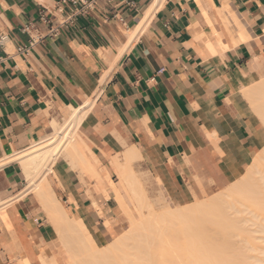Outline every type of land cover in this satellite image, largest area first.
Here are the masks:
<instances>
[{
	"label": "crops",
	"instance_id": "crops-1",
	"mask_svg": "<svg viewBox=\"0 0 264 264\" xmlns=\"http://www.w3.org/2000/svg\"><path fill=\"white\" fill-rule=\"evenodd\" d=\"M225 5L244 31L226 22ZM27 24L39 40L20 53ZM0 35V264H42L58 239L38 199L20 197L13 156L46 134L52 115L97 93L81 126L87 146L106 166L135 147V163L177 206L227 188L264 148L244 91L264 78V0H0ZM55 171L66 211L97 245L112 241L115 200L95 203L64 158Z\"/></svg>",
	"mask_w": 264,
	"mask_h": 264
},
{
	"label": "bare ground",
	"instance_id": "bare-ground-1",
	"mask_svg": "<svg viewBox=\"0 0 264 264\" xmlns=\"http://www.w3.org/2000/svg\"><path fill=\"white\" fill-rule=\"evenodd\" d=\"M151 10L148 12L146 19L142 22L139 29L147 20ZM221 12L229 25H233L238 31H244V24H242L237 14L230 9V5H225ZM139 29L136 32L129 34V43L135 39ZM247 39L248 38L244 36L242 40ZM127 47L128 45L119 49L120 53H118L119 55L115 58V61L123 55ZM105 78L106 77H104V81ZM258 82L259 83L253 86L248 85L244 87V91L247 93V96L252 99V103L256 107H259L258 103L264 98V78ZM98 95L99 93H97L95 97L88 99V101L80 107L70 106L63 108L61 111L63 122L59 123L57 120L53 119L50 123L51 132L49 134L41 136L39 139L33 141L29 148L13 156L11 161H18L20 163L26 185L24 190L22 189L23 192L20 194V197H24L28 194L34 195L41 203L43 209L46 210L49 220L55 225V229H57L58 233L63 229L65 232L69 233L72 239H75L78 242L82 239L81 242L84 246V248L82 247L83 251L93 250L95 253L99 250L84 221L71 216L70 212L66 211L64 203L58 199L57 194L53 189L52 179H58L55 166L58 165L60 159L63 157L72 164L74 169H77L78 172H80L82 181H84V176L89 173L105 193L113 195L133 225L132 229L117 236L114 242L105 246L102 249V252L100 250L101 257L99 254L95 255L91 252L90 259H99V261L106 259V261L108 260L107 262L110 263L112 260L107 258H111L114 254L115 258H117L116 254L119 252H127L128 249H130V251L133 249L132 252H135L136 250L139 254L136 252L132 254L130 252L127 253V259L130 257L128 260L129 264H264V171L261 168L264 163V148L262 147L263 150L261 152L259 151L260 153L258 155L256 154L257 157L252 161V164L247 169L246 173L228 186L227 189H225V192L223 191L220 194L217 193L218 195L212 199L190 203V205L182 207L183 210L181 211H176L171 205L165 203L159 212L156 210L154 203L147 194L140 178L133 170L134 163L141 159L139 151L135 147L125 150L121 155L112 156L110 158V163L106 166L95 156L82 137V123L90 108L95 103ZM108 169H110L118 178L125 194L112 180ZM256 174L258 175V177L255 176L257 178L254 177ZM245 187L250 188H248L250 194L245 190ZM242 191L246 196L247 194L250 195V197L249 195L247 197L245 196L246 201L248 200L249 203L251 200L255 201L256 204L255 202L253 203L258 206V212L250 211L249 214L252 215L251 217L243 215L244 213H247L246 209L236 206L237 204L232 205L234 202H229L231 201L229 199H232L233 195H237L239 192L242 193V195L239 193L241 196H244ZM246 191L247 193H245ZM125 195L131 199L139 214L136 212L133 213V208L126 202ZM248 197L250 199H248ZM224 202H226L227 206L225 208H222L221 206L220 208H222V210L219 209L221 210L220 212L217 208H219L220 205H225ZM244 204L241 201V205H247ZM146 206L149 209L148 214H146L144 210ZM213 212H217V214L219 213L218 218L222 216V218L220 217L221 219L219 218V222H217L218 218H215V221L214 216L216 215H213V223L217 222L218 225L212 228H216V231L220 228L217 229L220 225L222 228H220V230H223L224 234L226 233L227 236L228 233L224 230L225 225L229 223L228 226H230L228 227V230L231 228L232 222L238 224H235L236 227H240L235 230L231 228V232L229 231L230 235H228L229 237L227 236V241H230V245H233V243L236 242V239L239 241L237 242L238 247L235 245V248H238L239 250H236L237 253L239 252L238 254L232 255L235 254V252L231 254H223L217 252L213 245L214 248L210 246L208 247L209 244L206 242L208 240L205 239H209L212 233L208 230L207 232L199 230V226L203 224L202 222L200 223L199 220L201 221V218L204 217L202 221L204 220L203 222H206L205 219L207 218L209 224H211L212 218L209 219L210 217L208 216H211V213L213 214ZM208 213L210 214L206 216ZM201 215L203 217H201ZM223 215L225 216L223 217ZM4 216L5 214L3 213V217ZM222 219H226L224 223H221L223 221ZM204 225L207 226L205 223ZM202 227L204 228V226ZM241 227H244L242 228L243 230H240L242 233L244 232L243 234H240L239 231ZM232 231L238 233V235L235 233V237L233 236L235 239L231 236L233 233ZM208 232L211 233L210 236ZM217 233H219V230ZM220 234L224 239L222 232H220ZM220 234L213 235L219 237ZM255 234H259V236ZM242 235L247 237V239L242 237ZM217 236H211L210 241L216 242ZM230 236L234 239V242H232L233 239H229L231 238ZM240 236L242 240L238 239ZM213 238H215V240H212ZM220 238L217 239L220 240ZM203 240L207 243V248L204 246L206 243L204 242L203 244ZM224 242L225 241H223L222 244V241H218L222 248H217L220 245L218 244V246L215 243L217 246L216 248L220 250L227 247L226 249H228L229 242H225L227 243L225 245L228 246H224ZM212 243H210V245ZM85 246H88V248L85 249ZM231 247L232 246H229L230 249L228 250H231L232 252L235 251L234 249L232 250L233 247ZM226 249L224 251H226ZM69 255L71 256V254ZM45 257H48V255ZM84 258L86 259V256H84ZM84 258L81 259L84 260ZM124 258L126 260V257ZM77 259L73 257L72 263L69 262V264H79ZM123 259L122 262H124ZM82 260H80V262ZM91 261L93 260H90L87 263L90 262L89 264H91ZM95 261L97 262L98 260H94V262ZM118 261L120 262L121 260ZM84 262H82V264ZM119 262L117 264H119ZM112 263H114V261ZM128 263H126V261L124 262V264ZM43 264L58 263L56 259H53Z\"/></svg>",
	"mask_w": 264,
	"mask_h": 264
},
{
	"label": "rangeland",
	"instance_id": "rangeland-1",
	"mask_svg": "<svg viewBox=\"0 0 264 264\" xmlns=\"http://www.w3.org/2000/svg\"><path fill=\"white\" fill-rule=\"evenodd\" d=\"M248 96H246V98H247ZM247 101H248V103H249V105H250V108L252 109V110H254L255 111V113L260 117V119L263 121V123H264V98H262L261 100H260V102L258 103L259 104V107H256L253 103H252V99H250L249 97L247 98ZM53 119H55V120H57L59 123H61V122H63L62 121V118H61V116H58V115H52V117H51V121L53 120ZM51 123V122H50ZM51 132V128H50V124H49V128H48V130H47V132H46V134L45 135H47V134H49ZM45 135H42V136H45ZM121 155V154H120ZM63 158V157H62ZM65 159V158H64ZM137 162V161H136ZM70 163V162H69ZM70 165H71V167L73 168V166H72V164L70 163ZM261 168H262V170L264 171V163H263V165L261 166ZM77 172H78V170L77 169H75ZM133 170H134V172L136 173V175L140 178V180H141V182H142V184H143V186H144V188H145V190L147 191V194L149 195V197H150V199H151V201L154 203V205H155V208H156V210L157 211H161V209L163 208V205L165 204V203H167L168 205H171L172 206V208L174 209V210H176V211H181V210H183V208L182 207H185V206H177V205H174V203L170 200V198L164 193V191H163V189L161 188V186L148 174V173H146L145 171H144V169H143V167H142V165H140L139 163H134V165H133ZM80 173V172H79ZM113 173V172H112ZM114 174V173H113ZM112 174V180L117 184V186H118V188L124 193V190H123V188H122V186H121V184H120V182H119V180H118V178L115 176V175H113ZM86 175H90L89 173H87ZM84 176V181H82V185H84V186H86L87 188H91L92 189V191L93 192H91V191H89L88 193L90 194V193H96V196L94 197L93 195H91L90 194V197L95 201V203H96V200L98 201V199L101 197V198H104L105 200H108V199H110V198H112V199H114L115 200V202L117 203V206H118V216H119V221H120V223H121V225L119 224V222H116L113 226H110V222H108L107 221V224H108V226H109V230L117 237V236H119V235H122V234H124L125 232H127V231H129L130 229H132V227H133V225H132V223H131V221H130V219L128 218V216L122 211V209H121V207L119 206V203L116 201V198L113 196V195H110V194H107V193H105L100 187H99V185H98V183H97V181L90 175V176ZM255 176H257L258 177V175L256 174V175H254V177ZM257 177H255V178H257ZM251 182V181H250ZM252 182H253V180H252ZM249 187H245V190H247L248 191V193L250 194V188L248 189ZM225 189H227V188H225ZM225 189H223V190H221V191H217L216 193H214V194H212V195H209V196H207V197H205L204 199H202V201H204V200H207V199H212L213 197H216V195H218V194H220V193H222L223 191L225 192L226 190ZM101 190V191H100ZM244 191V190H243ZM242 191V192H243ZM247 191L245 192V193H247ZM218 193V194H217ZM240 193V192H239ZM237 193V195H233V198L231 199H229V200H231V201H229V202H234L232 205H236V206H238V207H240V208H243V209H246L247 210V213H244L243 215L244 216H246V217H251L252 215L251 214H249L250 213V211H257L258 210V206L257 205H255L256 204V202L255 201H252V203H251V201H250V203H249V201L247 202L246 201V197L249 195V194H247V196H246V194H244V192H243V195L244 196H241L242 195V193ZM125 194V193H124ZM239 194V195H238ZM246 196V197H245ZM58 197V199L60 200V201H62L61 199H60V197L59 196H57ZM125 197V200H126V202L129 204V206L130 207H132L133 209V213H138L139 214V212L136 210V207H135V205L133 204V202L131 201V199L129 198V197H127L126 195L124 196ZM249 197H250V195H249ZM248 197V199H250ZM97 198V199H96ZM113 200V201H114ZM240 201V202H239ZM241 201H242V203L244 204H247L246 206H243V205H241ZM244 201V202H243ZM228 202V203H229ZM253 202H255V204L253 203ZM225 203V205H220L219 206V208H217L218 210L219 209H221L222 210V208H225L227 205H226V202H224ZM223 203V204H224ZM227 203V204H228ZM244 204V205H245ZM258 204V203H257ZM190 205V204H189ZM187 206V205H186ZM222 206V208H220ZM99 209V208H98ZM144 210H145V213L146 214H148L149 213V209L147 208V206L144 208ZM221 210H219L220 212H221ZM101 210L99 209V212H100ZM218 212V211H217ZM217 212H213V214L211 213V216H208V217H210L209 219H211L212 218V222H211V220H210V222H211V224H209V221L207 220V218L205 219V221L206 222H203L202 221V219H204V217L201 215V217H203V218H201V221L199 220V222L201 223H203L202 225H200L199 226V230H203V232H207V230L208 231H210V232H208V234H209V236H210V234H211V236L213 237V236H217L218 234H220V232H222V234L224 235V239H226V240H224L222 237V235H221V238H222V240H221V238H220V235H219V237L217 236V238H220V240L219 239H217L216 238V242H213V241H210V237H209V239H205V240H208V241H206L209 245H208V247L210 246V247H212V248H214V249H216V251L217 252H219V253H227V254H231V253H234L235 252V254H232V255H236V254H238L237 252H236V250L237 251H239L238 250V248H235L236 246L235 245H237V247H238V243L237 242H239V241H237V239H236V242H234V237H235V233H237L236 231L235 232H233L232 234H234V235H232L231 234V236L234 238H232L231 236V238H229L230 240L231 239H233L232 240V242H234L233 243V245L231 244L230 245V241L228 240L227 241V239H228V235H230V233H229V231H230V229L232 228L233 230H235V229H237L238 227H236V225L235 224H237V223H233L232 222V224H231V228H229V230H228V227L230 226H228V224L227 225H225V227H224V230H226L227 231V236H226V233L224 234V232H223V230L221 231L220 230V228H221V226L219 225L218 227H217V229L219 230V233H217V231L215 230V229H213L212 227H214V226H217L218 224H217V222H219V218L221 217L222 218V216H220L219 218H218V216H219V213L217 214ZM258 212V211H257ZM260 213V212H259ZM137 214V215H138ZM210 213H208V214H206V216L207 215H209ZM216 215V216H214V219L216 218H218V220H217V222H214V223H216V224H214L213 223V215ZM224 214V213H223ZM204 215V214H203ZM220 215H222V214H220ZM205 216V217H206ZM225 215H223V217H224ZM220 218V219H221ZM199 219V218H198ZM216 219H215V221H216ZM223 220V219H222ZM226 220V219H225ZM225 220H223L221 223H224L225 222ZM221 221V220H220ZM199 222H198V224H199ZM204 223L207 225V224H209V225H207V226H205L204 225ZM227 223V222H226ZM231 223V222H230ZM212 224H214V225H212ZM239 224H241V223H239ZM232 225H233V227H235V228H233L232 227ZM235 225V226H234ZM238 225V224H237ZM202 226H204V228L202 227ZM54 227H55V225H54ZM202 227V228H201ZM245 227V226H244ZM244 227H241V229H239V231L240 230H243L242 228H244ZM201 228V229H200ZM207 228V229H206ZM240 228V227H239ZM222 229V228H221ZM199 230H197V231H199ZM206 230V231H205ZM225 231V232H226ZM238 231V230H237ZM239 231H238V233H239ZM245 231V230H244ZM56 232H57V235H58V239H56V242H55V244H54V251H50L48 254H45V256H47L48 255V257H42V261L41 262H43V263H45V262H48L49 260H53V259H56L57 260V263L58 264H69V262H71L72 263V259H73V257H75L76 259H77V257H78V259H77V261H79L78 263L79 264H82V262H84L85 260V262L83 263V264H89V263H87L88 261H90V260H93V261H91V264H95V263H97V264H117L119 261L118 260H121L120 262H119V264L120 263H122V264H124V262L126 261V263H128V260H129V258L127 259V257H128V255H127V253H135L136 252V250H135V252L133 251L132 252V250L133 249H131V251H130V249H128L127 250V252L125 251V252H119L118 254H116L117 256V258H115V254H114V256H112V257H114V258H107V259H109V260H112V262L114 261V263H112V262H110V263H108L107 261H106V259L105 260H101V261H99V259H93V258H89L90 257V255H91V252L93 253V254H99V256L101 255L100 253L102 252V249L105 247V246H107L108 244H110L111 242H114V240H116V237H114L113 236V238H112V241H110L109 243H106L105 245H97L98 246V248H99V250H97L95 253H94V251L92 250H85V251H83L82 250V247L84 248V246H83V244H82V239H80L81 241L80 242H78V241H76L75 239H72L71 237H70V235H69V233H67V232H65L63 229H61V231L58 233V231H57V229H56ZM231 232V231H230ZM238 233H237V235H238ZM244 233V232H243ZM241 231H240V234H243ZM213 234H217V235H213ZM239 234V235H240ZM255 235H258L259 236V234H255ZM248 236V235H247ZM61 237V238H60ZM242 237H244L245 239H247V237H245L244 235H242ZM243 238V239H244ZM62 240V242H61V240ZM63 239H65V240H63ZM238 239H240V240H242V238H241V236H240V238H238ZM202 240V239H201ZM212 240H215V238H213ZM218 241L219 242H221L222 241V244H223V241H225V242H229V246H232L231 248H232V250L234 249L235 251H229L228 249H230L229 248V246L228 245H225V244H227V243H225L224 242V246H228V249H226L227 247H225V248H223V249H217V248H222V246H221V244L220 243H218ZM203 242V244H204V240L202 241ZM205 242V243H206ZM212 243L211 245H210V243ZM231 242V243H232ZM81 243V244H80ZM207 243L204 245L206 248H207ZM219 246V247H217L216 246V244ZM240 243H241V241H240ZM239 243V244H240ZM68 244V245H67ZM135 245V244H134ZM214 247H213V246ZM241 245V244H240ZM223 246V247H224ZM217 247V248H216ZM240 247V246H239ZM88 248V246H85V249H87ZM226 249V251H224ZM101 250V252H99ZM215 251V252H216ZM222 251V252H221ZM77 252V253H76ZM82 252V253H81ZM88 252H90V253H88ZM241 252V251H240ZM89 255H88V254ZM137 254H139L138 252H136ZM69 254H71V256L69 255ZM77 256V257H76ZM81 256V257H80ZM84 256H86V259L84 258ZM126 257V260H125V258L124 257ZM101 257V256H100ZM122 257V258H121ZM81 258H84V260H82ZM119 258V259H118ZM121 258V259H120ZM124 258V259H123ZM89 259V260H88ZM122 259H123V261L124 262H122ZM80 260H82L81 262H80ZM94 260H98L97 262L95 261L94 262ZM118 261V262H117ZM93 262V263H92ZM100 262V263H99ZM42 263V264H43ZM129 264V263H128Z\"/></svg>",
	"mask_w": 264,
	"mask_h": 264
},
{
	"label": "built area",
	"instance_id": "built-area-1",
	"mask_svg": "<svg viewBox=\"0 0 264 264\" xmlns=\"http://www.w3.org/2000/svg\"><path fill=\"white\" fill-rule=\"evenodd\" d=\"M63 2H66V0H63ZM93 1H91L92 3ZM88 10H90V8H88ZM44 20V22H48V20L43 17L42 18ZM23 32L28 34L30 36V42H29V45L26 47V46H23V47H20L18 49V51L21 53V52H28L29 49H31L35 44L36 42L39 40L38 39V36H33V32H34V29L32 27L31 24H27L23 27ZM7 42V36L6 35H0V44H4ZM161 72V71H160Z\"/></svg>",
	"mask_w": 264,
	"mask_h": 264
}]
</instances>
